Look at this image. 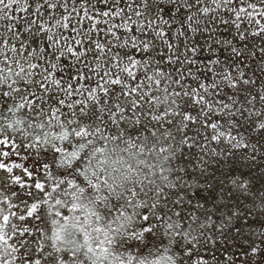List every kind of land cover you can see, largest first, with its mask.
I'll list each match as a JSON object with an SVG mask.
<instances>
[{
	"label": "snow or ice",
	"instance_id": "6c2138e0",
	"mask_svg": "<svg viewBox=\"0 0 264 264\" xmlns=\"http://www.w3.org/2000/svg\"><path fill=\"white\" fill-rule=\"evenodd\" d=\"M0 264H264V0H0Z\"/></svg>",
	"mask_w": 264,
	"mask_h": 264
},
{
	"label": "rangeland",
	"instance_id": "374dc122",
	"mask_svg": "<svg viewBox=\"0 0 264 264\" xmlns=\"http://www.w3.org/2000/svg\"><path fill=\"white\" fill-rule=\"evenodd\" d=\"M217 148H218V150L220 149V148H225V147H227L226 145H220V146H216ZM210 160H211V157L209 158ZM30 163V162H29ZM216 165L213 163L211 166H210V168H209V171H211L212 170V168L213 167H215Z\"/></svg>",
	"mask_w": 264,
	"mask_h": 264
}]
</instances>
